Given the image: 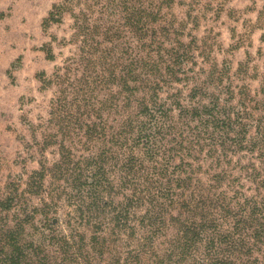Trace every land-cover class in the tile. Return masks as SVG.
Here are the masks:
<instances>
[{
    "label": "trees",
    "instance_id": "16d2710c",
    "mask_svg": "<svg viewBox=\"0 0 264 264\" xmlns=\"http://www.w3.org/2000/svg\"><path fill=\"white\" fill-rule=\"evenodd\" d=\"M133 1L62 0L42 18L46 34L68 15L74 48L35 74L53 92L31 125L37 167L0 197V264H264V68L257 89L233 85L204 38L170 41L159 7ZM247 74L248 57L233 76Z\"/></svg>",
    "mask_w": 264,
    "mask_h": 264
},
{
    "label": "rangeland",
    "instance_id": "374dc122",
    "mask_svg": "<svg viewBox=\"0 0 264 264\" xmlns=\"http://www.w3.org/2000/svg\"><path fill=\"white\" fill-rule=\"evenodd\" d=\"M61 1L0 0V197L5 185L22 173L23 168L31 171L37 167L35 160L26 156L33 141L31 125L46 118L53 89L40 91L35 74L43 71L48 77L74 48L66 44L72 23L68 15H64L61 24L50 26L46 34L40 27L51 5ZM168 4L165 0L132 3L159 7L156 25H164L169 30L170 41L176 35L183 43L195 38L196 44L204 48L201 43L204 38L210 59L219 66L226 63L230 68L233 85L258 88L264 68V0H173ZM94 18L100 15L95 13ZM109 18L111 23H117L122 15L111 13ZM106 19L105 15L101 16L104 23ZM121 34L124 44L131 36L127 31ZM49 35L56 38L52 43L53 62L47 61L39 51L42 44L51 41ZM62 40L64 45H57ZM197 53L199 50H194ZM195 57L196 71L208 67L200 56ZM247 57V78L237 80L233 73ZM36 137L39 139V134Z\"/></svg>",
    "mask_w": 264,
    "mask_h": 264
}]
</instances>
